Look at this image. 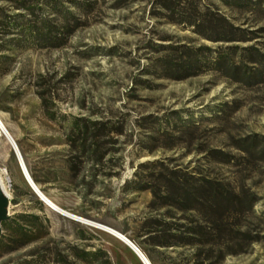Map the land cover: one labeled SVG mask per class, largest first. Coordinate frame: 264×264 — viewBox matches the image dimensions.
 Here are the masks:
<instances>
[{"label":"rangeland","instance_id":"rangeland-1","mask_svg":"<svg viewBox=\"0 0 264 264\" xmlns=\"http://www.w3.org/2000/svg\"><path fill=\"white\" fill-rule=\"evenodd\" d=\"M0 118L42 192L152 264H264V0H0ZM208 149L229 162L206 166ZM205 169L241 206L215 215L223 232L200 218V248L156 246L191 214L148 188ZM0 176V264H143L49 209L1 130Z\"/></svg>","mask_w":264,"mask_h":264},{"label":"trees","instance_id":"trees-1","mask_svg":"<svg viewBox=\"0 0 264 264\" xmlns=\"http://www.w3.org/2000/svg\"><path fill=\"white\" fill-rule=\"evenodd\" d=\"M226 60L225 57L219 59L217 67L227 77L238 80L245 78L244 72H240L241 69L239 67L226 63ZM178 68L180 67H174V69ZM217 155L224 156L220 160L223 164L229 162V160H226V154L208 149L205 151L203 157L206 161V166L210 167L214 161H217ZM212 175L213 171L208 169L192 174H182L178 170H168V173L161 174V176H164L163 178L160 177L156 180V185L148 188L151 190L153 201L157 204L158 208H167L169 211L191 214L187 218V227L177 223L173 225V229L164 230L162 229V224H159L157 230L148 233V236L160 237L156 246L163 248H200L204 244L199 243L201 241H198L197 238L207 236L199 231L200 218H203L208 224L212 223L215 226V230L223 232L222 226L219 223L214 224L216 220L215 215L221 214L224 217L223 215L232 211L234 212L238 208V205L241 206L242 202L239 203L237 197L230 193L225 186L220 185ZM253 202L250 201L249 203L250 211H252ZM173 216L175 217L176 215L173 214L171 218H174ZM220 219L222 220L223 218Z\"/></svg>","mask_w":264,"mask_h":264},{"label":"bare ground","instance_id":"bare-ground-1","mask_svg":"<svg viewBox=\"0 0 264 264\" xmlns=\"http://www.w3.org/2000/svg\"><path fill=\"white\" fill-rule=\"evenodd\" d=\"M0 130L2 131V133L4 134V136L7 138V140L9 141V143L11 144L13 150L15 151L16 154L17 153V150L19 151L18 149V146L14 140V137L12 135V133L10 132V130L8 129V127H6V125L4 124L3 120L0 118ZM21 155V154H20ZM18 162H19V165H20V168L22 170V173L27 181V183L29 184V186L31 187V189L33 190V192L36 194V196L49 208L51 209L52 211L56 212L57 214L69 219V220H72L74 222H77V223H80V224H83V225H87V226H90V227H93L95 229H98L100 231H103L113 237H115L116 239H118L121 243H123L124 245H126L131 251L134 252V254L139 258V260L143 263V264H152L150 262V260L147 258V256H145L140 250L139 248H137L126 236H124L123 234H121L120 232L116 231L115 229L107 226V225H104V224H101V223H98L96 221H93V220H89V219H86L82 216H79L77 214H74L68 210H65L64 208L60 207L59 205H57L53 200H51L44 192H42L39 188V186H37V184L35 183V181L33 180V178L31 177V175L28 173V170L26 169V166L24 164V161L20 158H18ZM30 179L33 181L34 185H35V188L39 190L40 193H38L34 187L31 185L30 183ZM0 185L4 191V193L8 196L5 188H4V184H3V181H2V178L0 176ZM124 236L125 239H122L120 236ZM131 242V243H129ZM134 246L139 253H137L135 250H134ZM142 257H140V255ZM143 258V259H142Z\"/></svg>","mask_w":264,"mask_h":264},{"label":"water","instance_id":"water-1","mask_svg":"<svg viewBox=\"0 0 264 264\" xmlns=\"http://www.w3.org/2000/svg\"><path fill=\"white\" fill-rule=\"evenodd\" d=\"M17 153H18V154H16L17 159L18 158L21 159V155H20V152L18 150H17ZM21 161H22V159H21ZM30 183L34 187V189L38 193H40L39 190L35 188V185H34V183H33V181L31 179H30ZM9 207H10L9 197L4 193V191H3V189H2V187L0 185V239L2 238V234H3V224L10 219ZM120 237L122 239H125L124 236H122V235ZM129 243H131V242H129ZM132 247H134V246H132ZM134 250L137 253H139L138 250L135 247H134ZM139 255H140V257H142L141 254H139Z\"/></svg>","mask_w":264,"mask_h":264},{"label":"crops","instance_id":"crops-1","mask_svg":"<svg viewBox=\"0 0 264 264\" xmlns=\"http://www.w3.org/2000/svg\"><path fill=\"white\" fill-rule=\"evenodd\" d=\"M107 234V233H106ZM109 235V234H108ZM111 236V235H110ZM113 237V236H112ZM115 238V237H114ZM118 240V239H117Z\"/></svg>","mask_w":264,"mask_h":264}]
</instances>
